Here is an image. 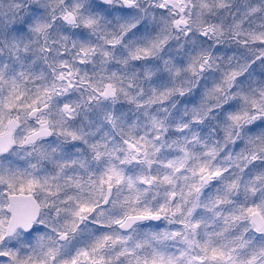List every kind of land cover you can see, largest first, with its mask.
<instances>
[{"label":"clouds","instance_id":"1","mask_svg":"<svg viewBox=\"0 0 264 264\" xmlns=\"http://www.w3.org/2000/svg\"><path fill=\"white\" fill-rule=\"evenodd\" d=\"M84 251L264 264V0H0V264Z\"/></svg>","mask_w":264,"mask_h":264},{"label":"snow or ice","instance_id":"2","mask_svg":"<svg viewBox=\"0 0 264 264\" xmlns=\"http://www.w3.org/2000/svg\"><path fill=\"white\" fill-rule=\"evenodd\" d=\"M31 187V185H29V188ZM23 191V189L21 190ZM81 212H86V211H89V209H85V208H81L80 210ZM250 214H254L255 213V209H250L249 210ZM136 219H144V218H147L146 216L144 215H141V216H138V217H135ZM79 257H83V260H84V264H96V262L94 261H90V256H89V253L88 251H84L82 253H80L78 255V257H75L71 260V264H81V260ZM224 257V254L222 252H219V251H216V250H213L211 252V255H210V259L212 261H220L222 260ZM200 264H205L204 260H200Z\"/></svg>","mask_w":264,"mask_h":264}]
</instances>
